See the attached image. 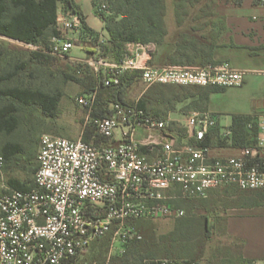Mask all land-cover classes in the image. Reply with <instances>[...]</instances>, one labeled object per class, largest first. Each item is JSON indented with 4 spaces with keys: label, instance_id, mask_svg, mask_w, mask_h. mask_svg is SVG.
<instances>
[{
    "label": "built area",
    "instance_id": "obj_1",
    "mask_svg": "<svg viewBox=\"0 0 264 264\" xmlns=\"http://www.w3.org/2000/svg\"><path fill=\"white\" fill-rule=\"evenodd\" d=\"M81 26L77 14L58 11L55 35L37 53L69 58L75 47L69 35H80ZM106 39L97 37L95 54L85 61L105 88L118 86L124 74L135 71H142L145 90L155 85L236 88L248 74L226 62L153 64L152 43H129L119 61H109L99 49ZM96 94L76 99L85 111L79 138L41 136L30 189L8 186L0 155V264H125L114 258L142 239L135 222L181 219L186 212L180 204L205 200L225 187L264 192V115L250 117L258 122L254 146L241 148L239 157H212L206 140L218 118L209 112H189L184 122L174 124L170 114L165 118L137 104L111 103L101 116L94 111ZM89 127L104 140L101 144L82 140ZM219 141L232 147L231 127L219 133ZM103 239L108 240L105 260H88V250ZM130 264L176 263L157 259Z\"/></svg>",
    "mask_w": 264,
    "mask_h": 264
},
{
    "label": "trees",
    "instance_id": "obj_2",
    "mask_svg": "<svg viewBox=\"0 0 264 264\" xmlns=\"http://www.w3.org/2000/svg\"><path fill=\"white\" fill-rule=\"evenodd\" d=\"M240 1L232 2L237 6ZM59 2L62 4L64 12L71 11L79 16L82 25L80 39L96 41L100 34L87 25L86 17L75 0H8V2L0 0V36L35 46L42 42L48 33L54 36ZM219 2L222 0H210L198 10L196 15L191 17V10L200 3V0H173L176 33L170 37L165 24V0H91L93 13L104 24V31L108 37L107 45L102 46L101 56L109 57L110 61H119L123 57L126 44L152 43L163 48L167 53L170 52L163 64L205 66L223 63L214 59L216 51L226 45L229 32L225 16L218 12L221 7ZM222 3V6L226 7L229 0ZM103 5L106 6V9L102 8ZM228 44L232 45L231 38L228 39ZM156 55L155 51L151 62L153 64H159L155 59ZM32 56L37 63L49 68L54 67L57 63L56 58L49 56L38 53H33ZM75 68L81 73L79 79L65 74L64 77L80 84L83 89L82 95L96 90L94 111L101 116L108 114L111 103H121L125 105L137 104L138 107L152 115L166 118L170 113H174L178 104L188 99L191 101L189 106L194 111L208 112L207 104L210 95L224 90L222 87L171 85H155L145 90V85L142 82V71L126 73L120 78L118 86L105 88L99 86L98 78L87 66L76 64ZM22 70L24 68L18 69V71ZM15 76L17 74L5 76L7 77L5 79L0 77V85L4 81H10ZM136 86L144 88L138 99L132 98L130 95V91ZM172 87H177L180 91L177 92ZM189 88H193L194 91L189 90ZM0 97L9 100L4 109L0 110V135L11 136L18 127L16 116L18 109L11 103L16 102L25 107L37 106L45 116L53 118L56 115L61 96L59 94L51 95L40 89L20 87L1 89L0 87ZM231 129L233 132L232 148L241 149L256 144L258 139V122L256 120H252L250 117H234ZM178 133L181 138L184 137L183 129L178 130ZM93 136L94 139H92ZM82 140L85 143L93 142L96 145L104 141L90 127L85 130ZM21 149L20 145L12 142H5L0 146V155L4 159V164L11 163L22 152ZM33 182L34 180L27 185L18 180L9 179L7 184L14 190H28L32 187ZM256 197V200L264 201V194H259ZM212 205V201L208 199L180 204V207L191 218L187 221L184 220L177 227L175 233L182 236L181 232L184 229L195 228L199 219L192 216V213L199 211L210 214ZM207 219V216L202 217L205 225ZM216 223L220 226L221 231L225 232V221L216 219ZM140 243L132 242L129 244L120 258L122 261L119 263H132L130 257L136 253L130 249L140 245ZM225 250L228 254L221 257V264H252L242 257L238 247ZM139 261L134 259L135 263Z\"/></svg>",
    "mask_w": 264,
    "mask_h": 264
},
{
    "label": "rangeland",
    "instance_id": "obj_3",
    "mask_svg": "<svg viewBox=\"0 0 264 264\" xmlns=\"http://www.w3.org/2000/svg\"><path fill=\"white\" fill-rule=\"evenodd\" d=\"M6 1L8 2V0ZM75 1L80 6L82 12L88 16L90 26L97 31H101V21L93 17L91 0ZM209 1L210 0H200V3L191 10V17L196 15L198 10ZM223 1L226 0H222V2ZM231 1L236 2L238 0H230L229 5L234 6L232 5L233 2L231 4ZM222 2L218 4L222 6ZM165 4V24L168 34L171 37L176 31L173 16V0H165ZM58 11L59 15L63 12V6L60 2L58 4ZM259 12L258 9L251 7L250 0H244L241 8L229 10L227 13L230 15V22H232L234 19L242 16L247 19L257 16ZM243 24L244 21L242 20L236 21L235 28H237V32H241V29H244ZM51 37L52 35L48 33L46 38L36 46H28L0 36V73L6 74V72H10L15 64H25L27 66L25 70L13 79L3 82L0 85L1 88L20 87L40 89L46 93L54 94L58 92L62 95L56 115L53 118L45 116L37 106L25 107L13 102V105L18 109L16 115L18 127L11 136H6L4 134L0 135V146L5 142L16 143L20 145L22 152L17 155L11 163L4 165L3 178L5 182L9 179H15L28 185L34 180V170H37L38 166L37 154L42 135L47 134L77 139L82 134L85 112L76 103V99L82 95L83 89L76 81L65 78L64 74L79 79L81 73L80 71H76V64L85 65L92 70L85 61L93 57L95 47L97 48V46L95 41H83L80 39L79 34L73 32L69 37L74 41L75 47L70 57L66 59H57L56 65L49 68L45 65L35 63L32 54L47 48ZM106 38V41L99 45L100 55L102 46L107 45L108 37ZM156 50L157 46H155V51ZM160 53L164 54L163 50H160ZM105 58L110 61L109 57ZM155 59L161 62L158 58V53ZM47 72L51 73L50 78ZM248 76L251 78L254 75L249 73ZM172 88L177 92L180 91L177 87ZM143 89L142 86H136V88L130 91L131 97L138 99ZM189 90L194 91L193 88H189ZM226 100L227 95H217V103H224ZM8 101L7 99H0V106L3 103L7 104ZM190 102L191 101L188 99L176 106L174 114L170 115V119L174 120V124L184 122L183 115L194 111L193 108L189 106ZM175 129L178 131L180 127H176L175 125ZM227 154H229V152H227ZM242 193L259 194L238 192L231 189L217 192V197L210 199L213 203L212 212L210 214L199 211L193 212L192 216L198 217L197 219H199V222L195 228L184 229V231L181 232L183 234L182 236L177 235L175 232L177 227L184 220L187 221V219L189 220V218H191L187 213L181 219H152L141 220L138 223H134L133 225L142 236V239L139 241L141 242L140 245L130 249L136 253L130 257V261L135 263V258L140 260L139 262L143 260L169 259L176 264H221V257H225L228 254L225 249L232 248V244L231 240L221 231L220 226L217 225L216 219L223 218L222 211L227 205V194L234 196V198H238L240 196L239 194ZM234 198H229L230 204H233L234 200H236ZM204 216L208 217L206 225L203 222L204 220H202ZM107 241V239H103L92 246L86 254L87 259L97 262L104 261ZM120 258L121 256L116 257L114 261L121 262L122 259Z\"/></svg>",
    "mask_w": 264,
    "mask_h": 264
},
{
    "label": "crops",
    "instance_id": "obj_4",
    "mask_svg": "<svg viewBox=\"0 0 264 264\" xmlns=\"http://www.w3.org/2000/svg\"><path fill=\"white\" fill-rule=\"evenodd\" d=\"M243 3L244 0H241L240 4L235 6L231 1V4L234 5L231 6L229 5V0L226 7L221 6L219 8L218 12L226 18L229 32L226 45L216 51L214 59L218 62H227L232 67L247 71L248 74L251 73L254 76L250 78L247 74L240 87L224 88L222 92L210 95L207 111L218 118L217 128L211 132L206 140L212 157H239L241 155V149L224 146L219 141V133L224 128L231 127L234 117L248 118L264 115V4H261L259 0H250L251 7L260 11L257 16L249 17L248 19L242 16L230 22V15L227 12L241 8ZM84 16L86 17L87 25L93 29L88 22V16L85 13ZM93 17L100 20L94 13ZM239 19L244 21V29H241V32H237V28H235L236 21H240ZM101 24V31L93 30L107 37L102 21ZM175 33L176 31L173 35ZM229 38L232 39V45L228 44ZM160 50H163L164 54H161ZM156 53H158V58L161 60V62L157 61L159 64L164 63L166 56L170 54V52L167 53L166 50L160 47H157ZM34 62L37 63L35 60ZM26 67L25 64H15L10 72H6V74L0 73V77L5 79L7 78L5 76L18 75L23 71H18V69L24 68L25 70ZM47 75L49 78L51 77L50 72H47ZM49 94L53 95L52 93ZM54 94L61 96L60 103L62 95L58 92ZM217 95H227V100L224 103H217ZM0 99L6 98L0 97ZM5 106L6 104L3 103L0 106V110L4 109ZM261 155L264 156V151L261 152ZM229 189L238 192L264 194V192L241 191L235 187H225L210 192L207 199L210 201L213 197H217V192ZM259 194L242 193L239 194L238 198L227 194V205L222 211V220L225 221V232L223 233L231 240L232 248L238 247L242 257L252 264H264V201L256 200V196ZM229 198L236 200H234L233 204H230Z\"/></svg>",
    "mask_w": 264,
    "mask_h": 264
}]
</instances>
